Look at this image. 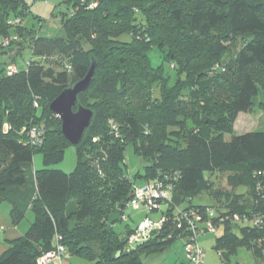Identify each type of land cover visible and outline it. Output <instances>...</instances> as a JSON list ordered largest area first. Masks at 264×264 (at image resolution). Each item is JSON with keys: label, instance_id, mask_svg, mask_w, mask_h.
Here are the masks:
<instances>
[{"label": "trees", "instance_id": "trees-1", "mask_svg": "<svg viewBox=\"0 0 264 264\" xmlns=\"http://www.w3.org/2000/svg\"><path fill=\"white\" fill-rule=\"evenodd\" d=\"M65 3L64 35L33 36L27 69L12 76L9 66L0 71V207L11 206L14 226L28 211L34 215L25 235L5 242L0 264H37L58 243L66 254L94 264H142V255L184 243L172 223L133 247L128 240L142 221L115 232L117 223L131 220L127 205L136 180L145 185L168 178L165 184L174 189L162 211L170 215L200 210L203 220L215 223L216 216L264 217V132L234 136L238 116L264 95V0ZM29 13L25 0H0V51L8 38H16L8 49L20 44L25 28L19 23ZM93 59L94 76L79 103L94 120L75 147V171H34L37 153L49 167L71 147L50 105L86 77ZM166 66L176 73L173 84ZM33 128L42 131L40 146L32 144ZM128 145L145 163L134 180L125 163ZM224 177L230 190L219 188ZM202 196L214 204H194ZM120 206V220L109 225ZM219 230L214 248L225 262L240 248L264 256V226L226 223Z\"/></svg>", "mask_w": 264, "mask_h": 264}, {"label": "rangeland", "instance_id": "rangeland-1", "mask_svg": "<svg viewBox=\"0 0 264 264\" xmlns=\"http://www.w3.org/2000/svg\"><path fill=\"white\" fill-rule=\"evenodd\" d=\"M30 13L19 23L25 28L24 35L20 37V44L11 49L4 47L0 51V71L7 66L16 65L19 71L27 69L28 62L32 58V49L34 37L43 38H59L64 35L61 24L62 14L70 12V5L65 0H25ZM2 37H0V43ZM153 56V65L158 66L160 60ZM165 75L171 78V84L176 81V73L171 71L168 66L165 67ZM264 132V95L260 94L249 113H242L238 116L234 125V136H240L247 133ZM232 135H225V141L230 142ZM77 150L74 147H68L65 151L64 159L59 163L49 167L45 166L44 158L41 153H37L34 157L33 170L51 169L63 171L67 174L73 173L77 167ZM125 163L127 166L128 176L134 180L135 176L143 173L145 163L135 153L132 145H128L125 151ZM216 176L213 177L215 180ZM219 188L222 190H230L227 186L226 179L219 178ZM137 185H142L143 181L136 180ZM245 189H240L239 193ZM196 205H213L214 201L207 196L198 197L194 200ZM10 205L5 203L0 209L3 219L0 220V226L8 229L6 233L0 232V257L7 249L6 239L10 237L14 230V225L9 217ZM8 210V211H7ZM127 210V214L131 217L129 222L117 223L114 230L118 234L125 233L127 225L134 227V222L139 224L146 214ZM138 215V216H137ZM150 217L159 218L158 214H152ZM34 220L33 212H29L26 217L18 224L20 231L24 234ZM222 231L219 230L215 236L205 235L201 238V245L205 251V264H264V256L258 257L252 250L240 248L235 255L231 256L230 262H225L220 258L215 250V239L221 237ZM183 241L176 242L169 250L164 252L152 253V255H142V264H188L185 254L182 252ZM66 259L74 258L68 253ZM75 264H94L93 262L76 258Z\"/></svg>", "mask_w": 264, "mask_h": 264}, {"label": "built area", "instance_id": "built-area-1", "mask_svg": "<svg viewBox=\"0 0 264 264\" xmlns=\"http://www.w3.org/2000/svg\"><path fill=\"white\" fill-rule=\"evenodd\" d=\"M19 23V21H16ZM16 38H8L3 41V46L8 47L12 41ZM18 68L16 65H11L7 68V74L9 76L18 73ZM7 129L8 126L5 125ZM113 131L116 136L119 132L117 127L113 126ZM42 131L39 128H33L30 133V138L32 144L35 146H40L42 144L41 140ZM97 142V139H94ZM168 178L165 181H157L145 184L143 186L134 185L132 190L131 201L127 205V210L132 208L138 212H144L151 216L152 214H158L159 218L148 217L142 221L134 230L133 234L128 240V247H133L139 244H144L148 242L153 234L162 232L168 229L170 223L174 224L177 231H181V235H185L184 240V254L188 264H205V251L201 246V238L205 235L215 236L218 230L228 223L231 226L248 224L251 226L261 228L264 226V217L260 215H253L250 220L239 217L238 215L233 218H228L224 216H216L219 221L203 220V214L200 210L190 209L186 212L176 211L173 214H168L162 211L165 208V203L170 202L172 199L173 185L170 183L166 185ZM176 182V179L174 178ZM166 183V184H165ZM259 191L263 194L264 198V188ZM126 213V212H125ZM206 214L210 218H214L213 210L207 209ZM224 217V218H223ZM123 220L127 219L126 214L123 215ZM5 228L0 226V232H4ZM171 237V236H170ZM66 254V249L60 243L54 251L42 255L37 264H53L56 261H62Z\"/></svg>", "mask_w": 264, "mask_h": 264}, {"label": "water", "instance_id": "water-1", "mask_svg": "<svg viewBox=\"0 0 264 264\" xmlns=\"http://www.w3.org/2000/svg\"><path fill=\"white\" fill-rule=\"evenodd\" d=\"M96 66L97 62L93 59L86 77L71 88L64 90L50 105V111L61 121V132L63 136L74 148L80 145L94 120L93 111L79 103V95L89 89ZM122 209L123 206H120L110 216L109 225H113L120 220V212Z\"/></svg>", "mask_w": 264, "mask_h": 264}, {"label": "crops", "instance_id": "crops-1", "mask_svg": "<svg viewBox=\"0 0 264 264\" xmlns=\"http://www.w3.org/2000/svg\"><path fill=\"white\" fill-rule=\"evenodd\" d=\"M8 67V66H7ZM143 185V184H142ZM141 185V186H142ZM140 186V185H139ZM4 205V204H3ZM3 205L0 207V209L3 207ZM1 211V210H0ZM8 211V210H7ZM10 212H11V207H10ZM30 211H28V213H29ZM135 212H138V211H135ZM27 213V214H28ZM139 213H141L140 215H142V214H146V213H144V212H139ZM139 213H137V214H139ZM138 216V215H137ZM9 217H10V214H9ZM144 217H146V215L144 216ZM1 219H3V217H2V214L0 213V220ZM138 224L137 223H135L134 222V227L133 228H135L136 226H137ZM31 226V225H30ZM4 227V226H3ZM30 228V227H29ZM29 230V229H28ZM27 230V231H28ZM8 231V229H5V231H4V233H6ZM26 231V232H27ZM13 233H11V235H10V237L9 238H7L6 239V241H8V240H14V239H17V238H20L21 236H23V235H25L26 234V232L23 234L21 231H20V228L18 227V225L17 226H14V230L12 231ZM182 252L184 253V248H183V246H182ZM66 255H65V257H64V259L60 262V261H56V262H54L53 264H75V259L76 258H71L70 260H67L66 259Z\"/></svg>", "mask_w": 264, "mask_h": 264}]
</instances>
